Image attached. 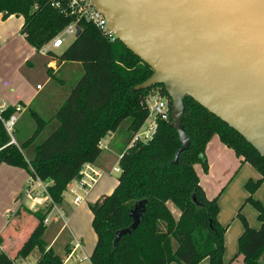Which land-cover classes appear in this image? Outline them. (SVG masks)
I'll return each instance as SVG.
<instances>
[{
	"label": "trees",
	"instance_id": "1",
	"mask_svg": "<svg viewBox=\"0 0 264 264\" xmlns=\"http://www.w3.org/2000/svg\"><path fill=\"white\" fill-rule=\"evenodd\" d=\"M0 15L3 19L22 17L21 34L34 49L70 23L45 0H0ZM79 27L80 34L73 41L49 56L58 66L80 64L82 75L50 120L31 111L35 130L23 143L11 144L0 122V165L24 169L30 177L47 183V193L58 206L69 184L80 179L83 166L93 164L101 155V141L111 134L120 136L116 186L88 205L96 236L90 264H199L203 259L209 264H225L226 228L217 219V197L206 196L194 169L200 164L205 172L208 170L206 145L218 136L242 163L260 175L259 180H249L245 185L250 193L246 200L257 210L260 226H248L238 214L243 231L237 254L243 264H264V206L251 196L264 182V159L236 131L189 97L184 100L182 122L190 145L179 155L177 164L173 160L180 142L170 127L171 120L158 119L151 139L134 140L149 117L145 99L158 92L171 105L170 98L162 85L132 91L152 75V69L119 41L105 39L92 25L80 23ZM14 110L8 107L4 118ZM52 120L56 128L36 142ZM31 148L32 155L27 157L25 152ZM139 201H146L139 225L114 244L116 232L133 223L131 213ZM169 204L179 211L178 218ZM51 208L47 204L30 213L35 219L33 229L14 257L0 251V264H17V258L26 259L35 249L39 257L33 264H63L64 258L42 239L46 230L43 221Z\"/></svg>",
	"mask_w": 264,
	"mask_h": 264
},
{
	"label": "water",
	"instance_id": "2",
	"mask_svg": "<svg viewBox=\"0 0 264 264\" xmlns=\"http://www.w3.org/2000/svg\"><path fill=\"white\" fill-rule=\"evenodd\" d=\"M93 1L117 41L153 71L132 91L162 85L170 98V127L180 142L174 164L190 145L186 97L264 159V0ZM145 204L136 203L133 223L116 232L114 244L137 228Z\"/></svg>",
	"mask_w": 264,
	"mask_h": 264
},
{
	"label": "crops",
	"instance_id": "3",
	"mask_svg": "<svg viewBox=\"0 0 264 264\" xmlns=\"http://www.w3.org/2000/svg\"><path fill=\"white\" fill-rule=\"evenodd\" d=\"M22 26V17L10 16L6 19H3L0 15V103L4 104L7 107H15V105H19L22 108L20 114L23 113L26 109H30L33 103L42 95V86L37 84L35 86L36 91H33L31 89L32 75L35 74L38 70L40 71L41 69H45L49 75H54L62 72L65 66L68 64L63 63L58 66L55 61H48V59L50 58L37 55L35 53V49L27 43L24 37L21 36ZM71 64L72 66L79 67L78 63ZM46 82H49L48 78L46 79ZM38 86L40 88H37ZM61 103L62 102H57L56 106L52 108L53 110L51 109L49 111V113H51L52 111V116L61 106ZM34 112L40 115L38 109H36ZM34 130V127H31L26 134L27 136L25 134H23V136H19L20 142L23 143L24 141H26L33 134ZM113 136L114 134H111L105 138L104 147L105 142H107L108 140H113ZM16 145H19L17 141ZM230 150L231 149L227 148L220 142L218 136H213L206 146L205 154L209 162L211 161V165H213V163H218L219 172L217 176L211 174V176L209 177L205 176L202 179L201 177L199 178L200 185L205 191L206 196L210 199L216 197L218 191L223 188L225 189L226 185L224 184L226 183L228 178L230 179L227 182V190L232 188L233 183H235V187L237 189L235 198L231 199L226 194V189L222 192V195L219 198L217 197L220 209L218 214V221L221 225L227 226V229L230 226V223L226 224V221L231 219L232 223H234L238 220L237 218H235L236 214L247 196V193L244 189L245 182L249 179L253 181H257L260 179V175L255 172L248 163L239 165V168L241 166L242 167L240 170H238L239 173L235 174L234 176V174H232L233 171L229 170L228 167L231 166L232 169L237 160L240 162V159L235 156L232 150L231 151L233 153H229L231 152ZM231 154H234V159H232ZM101 156L102 153L92 165L105 172L104 176H110L111 172L107 173L105 170L100 168ZM104 176L102 178H104ZM29 179L30 176L24 169L12 167L6 164L0 165V247L2 248V252H6L8 255L9 251L12 249L15 250L16 248L15 252H17L18 248L24 242V240L23 242H20V237L22 236L23 231L22 222H11L9 220H11L12 217L18 216L21 211H24L26 214L31 215L30 213L36 212L43 207L41 202L39 201V198H33L25 194V188L27 187ZM100 180L98 181V183L100 182ZM96 185L89 191V193L85 197V201L82 204L87 201V198L89 197L91 191L96 187ZM262 185L264 186V182L262 183ZM67 191L77 196L79 195L77 192L80 190L75 187V184L71 183L68 186ZM99 195L102 196L106 194L100 193ZM257 196L258 192H255L254 199H256ZM97 198L99 197H96L95 199ZM82 204H80L79 206H81ZM262 204H264V202ZM60 222L61 221L51 223L59 224ZM34 225L30 228L29 233L33 229ZM235 229L238 233H242L241 231H243V228L238 227V225L237 227H235ZM65 230L69 232L71 237L70 241L66 243L65 247L68 246L69 243H71L73 237L75 236L73 235L69 226L68 229H64L63 225H61V227L56 232L57 234L48 245V248H51L53 246L55 241ZM65 247L64 250L66 253L68 247ZM223 262L225 264H243V258L242 256L241 258H239L237 253L231 256L229 252L224 251ZM199 264H209V260L203 259Z\"/></svg>",
	"mask_w": 264,
	"mask_h": 264
},
{
	"label": "rangeland",
	"instance_id": "4",
	"mask_svg": "<svg viewBox=\"0 0 264 264\" xmlns=\"http://www.w3.org/2000/svg\"><path fill=\"white\" fill-rule=\"evenodd\" d=\"M71 41L72 40L70 39L68 41V43H70ZM54 52L59 53L60 50L58 49V50H55ZM49 60L50 59H48V61ZM76 67H78V66H72L71 63H68L65 66L64 70L62 72L57 73V74L49 75L45 69H41L40 71L38 70L35 74L32 75V77H31V81H32L31 89L33 91H36L35 86L37 84L42 86L43 87L42 95L39 99H37L33 103L32 107L30 109H26L21 114L20 113L15 114L17 116V121H16L15 126H14L13 137L18 142V144H21L19 136H23V134L26 135L28 130L31 127H34V129H35V123L31 117V111H35L36 109H38L40 117H42L46 120H50L51 116H52V111H51V113H49V111L56 106L57 102H62V103L64 102V100L68 96L71 88L74 86V84L78 80V78L82 75L81 65L79 64V67L78 68H76ZM47 78L49 79V82H46ZM62 103H61V105H62ZM16 106H18V105H15V107ZM41 108H43V109H41ZM150 122H151V120L148 119V121L145 122V124L141 128V131H144L145 129H147ZM56 126H57L56 121L52 120L49 123V125L47 126V128L37 138L36 142H40L45 137H47L56 128ZM121 141H122V139L120 136L118 137V136L114 135L113 140H108L107 142H105V147L102 149V156L100 158V164H101L100 168L105 170L107 173H109V172H111V173H110V176H104V178H102L100 180V182L96 185V187L91 191L89 197L87 198V201L84 204H82L81 206H79L78 208H75L72 205V201L75 197V194L73 195V194L69 193L68 191H66L64 193V198H63L62 203H60L58 205V208L60 210H62L65 213L66 217L68 218V226L71 229L73 235L82 241L83 250H84L85 254L88 256L91 255L92 249H93L95 242H96V236H95L93 229L91 227L92 214H91V211H90L88 205L93 203L96 200L95 199L96 197H100V195H99L100 193H105L106 195L110 194L113 191L114 187L116 186V179L119 176V172H115L113 169L118 167V159H119V155H120L119 142H121ZM31 150H32V148L29 151L25 152V155L27 157H30L32 155ZM229 153H233V152L231 151ZM205 156H206V154H205ZM231 157H232V159H234L233 158L234 154H231ZM206 160H207V165H208V170L206 172L204 171L203 166L200 164H198L197 166L194 167L196 174L198 175L199 178L201 177V179L205 176L209 177V176H211V174H213L214 176H217L218 172H219L218 163H213V165H211V161L209 162L207 157H206ZM242 164H244V163H242L241 161L239 162L237 160L234 167H232V169H231V166H229L228 169L232 170L233 171L232 174H234V176H235V174L239 173L238 170H240L242 167L241 166L239 168V165H242ZM253 170L255 172H257L254 168H253ZM232 174H231V176H232ZM234 176H233V178H234ZM229 179L230 178H228L226 183L224 184V185H226L225 189L227 188V182ZM249 180H251V179H249ZM249 180H247V181H249ZM251 181H253V180H251ZM246 182L244 184V189L247 193V196H246L244 202L242 203V205L239 207L238 212L236 214L235 218H237L238 220L235 221L234 223H232L231 219L226 221V224L230 223V226L228 227V229H227V226H223L219 223L221 226L226 228V232L224 235V251L229 252V254H231V256L233 254L238 253V238L241 234V233H238L236 231L235 227H237V225H238V227L243 228V223H242L241 218L239 217L238 214L240 213V216L244 217L248 226L251 227V225H252V228H258V226L260 224L258 221V218H257L258 217L257 210L255 209V207L252 205L251 202L246 200L250 194L248 192V190H246V187H245ZM253 182H256V181H253ZM262 183L256 190H254V192L252 193L251 196L254 199L255 198L254 197L255 192L256 193L258 192V196H257L258 198L256 197V199H254V200L257 202H260V204L262 206H264V204H262L264 202V186L262 185ZM225 189L223 188L220 191H218L219 194L217 192V194H216L217 196L216 195L215 196L219 198L222 195V192L225 191ZM77 193L79 195H82V192H80V191H78ZM226 194L231 199L236 197L237 189L235 187V183H233L232 188H230L228 190L226 189ZM216 197H214V198H216ZM218 198H217V202H218ZM211 199H213V198H211ZM169 208H170L172 214L176 218H178L179 211L172 204H169ZM218 209H219V204H218ZM219 211H220V209H219ZM242 211H243L244 215L242 214ZM54 214H55V212L51 211L50 213H48L47 217L51 219L54 216ZM218 214H219V212H218ZM217 219H218V216H217ZM9 221L20 222V223L22 222L23 231H22V236L20 237V242H23V240H25V238L28 237L29 230L35 223L34 217L32 215L26 214L24 211H21V213L18 216L12 217L11 220H9ZM61 225H62V222H60L59 224L50 223V224L46 225V230L42 236V239L47 244V246L50 244L51 240L57 234L56 232L61 227ZM70 239H71V237H70L69 232L67 230H65L60 235V237L55 241V243L53 244L51 249L53 250V252L55 254L59 255L60 257H65L64 247H65L66 243H68L70 241ZM15 250H16V248H15ZM15 250L12 249L9 251L10 257L15 256V253H16ZM38 257H39V251H38V249H35L26 259L17 258L15 262L18 264H33L37 260ZM238 257L241 258V255L238 254ZM68 264H78V263L69 262ZM79 264H90V262L89 261H83Z\"/></svg>",
	"mask_w": 264,
	"mask_h": 264
},
{
	"label": "built area",
	"instance_id": "5",
	"mask_svg": "<svg viewBox=\"0 0 264 264\" xmlns=\"http://www.w3.org/2000/svg\"><path fill=\"white\" fill-rule=\"evenodd\" d=\"M50 7L57 10L59 13L70 19L64 29H62L53 39L48 41L39 49H35V53L42 57H48L50 52L61 49L67 46L68 41H72L77 37V31H80L79 24L87 23L95 27L99 33L108 41L114 43L117 41L114 31L110 28L106 17L96 8L93 0H45ZM25 38V34H21ZM37 88H40L39 86ZM145 104L148 107L149 117L151 120L147 129L138 131L134 140H149L152 138L156 126L157 120L169 121L171 120V111L169 100L161 96L158 92L150 94L145 99ZM8 107L0 103V122L3 125L6 133L10 138V143L16 145V141L13 137L14 126L17 121L16 113H20L22 108L18 105L14 107V113L7 119L4 118L3 113ZM146 120V122L148 121ZM104 140L101 141L100 147L104 148ZM115 172H120L119 167L113 169ZM105 175V172L94 167L92 164H86L83 166L80 172V179L73 181L75 187L79 189L83 194L77 195L73 199V205L78 207L85 201V197L89 191L98 183V181ZM70 185V184H69ZM25 194L33 198H39L42 206L51 204L50 210L54 211V216L50 219L45 217L43 223L48 225L51 222L61 221L63 228L68 229V219L65 213L52 203L47 193V183L40 181L37 177H30L27 187L25 188ZM49 212V213H50ZM48 215V214H47ZM68 250L65 253L63 264L69 262L81 263L83 261L90 262V256L86 255L83 250L82 241L76 237H73L71 243L68 244ZM0 251L2 248L0 247ZM18 264V263H17Z\"/></svg>",
	"mask_w": 264,
	"mask_h": 264
}]
</instances>
